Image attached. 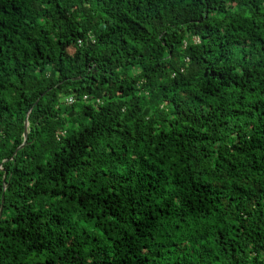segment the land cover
Masks as SVG:
<instances>
[{
    "label": "trees",
    "instance_id": "trees-1",
    "mask_svg": "<svg viewBox=\"0 0 264 264\" xmlns=\"http://www.w3.org/2000/svg\"><path fill=\"white\" fill-rule=\"evenodd\" d=\"M0 207V264H264V0H0Z\"/></svg>",
    "mask_w": 264,
    "mask_h": 264
},
{
    "label": "water",
    "instance_id": "water-1",
    "mask_svg": "<svg viewBox=\"0 0 264 264\" xmlns=\"http://www.w3.org/2000/svg\"><path fill=\"white\" fill-rule=\"evenodd\" d=\"M26 126H27V123L25 122V128H24V141H23V144L26 140V135H27V130H26ZM4 177H5V174H4ZM1 211H2V207H0V217H1ZM36 264H43V263H36Z\"/></svg>",
    "mask_w": 264,
    "mask_h": 264
},
{
    "label": "built area",
    "instance_id": "built-area-1",
    "mask_svg": "<svg viewBox=\"0 0 264 264\" xmlns=\"http://www.w3.org/2000/svg\"><path fill=\"white\" fill-rule=\"evenodd\" d=\"M67 102L68 103H71L72 102V99L71 98L67 99Z\"/></svg>",
    "mask_w": 264,
    "mask_h": 264
}]
</instances>
